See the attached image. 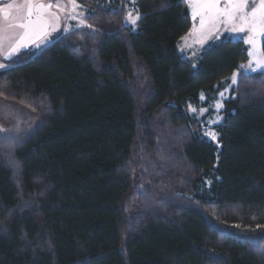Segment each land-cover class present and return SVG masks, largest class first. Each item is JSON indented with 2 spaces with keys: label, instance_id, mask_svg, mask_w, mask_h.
Returning a JSON list of instances; mask_svg holds the SVG:
<instances>
[{
  "label": "trees",
  "instance_id": "1",
  "mask_svg": "<svg viewBox=\"0 0 264 264\" xmlns=\"http://www.w3.org/2000/svg\"><path fill=\"white\" fill-rule=\"evenodd\" d=\"M77 1L91 27L0 72V101L39 122L0 140V264H264V71L240 75L219 148L188 114L227 90L245 44L195 69L181 0H137L136 33L126 0Z\"/></svg>",
  "mask_w": 264,
  "mask_h": 264
},
{
  "label": "rangeland",
  "instance_id": "2",
  "mask_svg": "<svg viewBox=\"0 0 264 264\" xmlns=\"http://www.w3.org/2000/svg\"><path fill=\"white\" fill-rule=\"evenodd\" d=\"M91 2H95L105 8L110 10H116L121 6L120 0H87ZM137 0H126L127 2V14L131 11L133 15L136 14L135 9V2ZM20 2V1H19ZM44 4H53L51 11L55 12L60 17V28L56 32H49L46 42L39 41L41 44L40 48H36L34 45H29L26 49H21L19 53L13 55L11 60H6L4 57L6 55L8 41L6 40L4 43L5 52L0 53V63H4L6 65L5 69H0V72L6 71L9 69L7 66L8 62H11L24 53L29 52H36L38 54L45 51L47 48L51 47L54 43L56 38L67 36L76 31H82L87 27H84L79 24V20L83 19L84 23L87 25L86 20L91 15V9L79 3L75 0L76 4L78 5L76 12H72V0H42ZM59 4L64 10L61 11L60 8L55 7V5ZM187 5V4H186ZM258 6V0H257ZM251 7V4H250ZM189 10L191 19H192V31L188 34L180 43V53L182 54L183 58L189 61L192 66L195 65V69L199 67V63L201 61L202 56L209 50L212 45L221 44L225 41H232V42H242L249 51H252L251 45L245 43L244 41L247 39L248 33L245 32H233L231 31L230 25H219L218 31H212L211 33L205 31L203 34L194 31L200 28V21L199 16L194 17L192 8L187 5ZM76 16V19H70V16ZM127 17V15H126ZM140 20V19H139ZM136 25H132L129 23L125 18V26L129 28L132 32H137L138 30V23ZM67 29V31H65ZM19 31V30H17ZM257 48L264 51V37L257 38ZM249 56V55H248ZM253 61V58L249 56V61L246 65H243L236 74V82H232V78L226 82L227 90L219 95L217 101L207 108H195L190 106L188 108V114L190 117L198 120L201 123L202 127V136L207 141L213 143L218 148L219 146V136L217 134V129L222 126L224 122V110H225V103L228 102L232 98V94H234L235 89L237 87L240 75L249 76L253 73L263 72L264 68H257L255 72L250 70V62ZM252 67H256L255 63L252 62ZM200 101L202 104L206 103L205 95L200 96ZM220 104V107L217 108V104ZM201 109H205V111H201ZM212 121H216L212 123ZM39 127V122L34 118L31 112L28 110L20 107L19 105L0 101V129H4L5 131H0V140L4 138L10 139L11 137H26L28 138L32 135L37 128ZM214 131L216 133V139L212 140L208 135H205L206 132ZM209 187V186H208Z\"/></svg>",
  "mask_w": 264,
  "mask_h": 264
},
{
  "label": "snow or ice",
  "instance_id": "3",
  "mask_svg": "<svg viewBox=\"0 0 264 264\" xmlns=\"http://www.w3.org/2000/svg\"><path fill=\"white\" fill-rule=\"evenodd\" d=\"M181 3L192 8L194 17L199 16L200 28L194 31L201 34L205 31L209 33L218 31L219 25H230V30L233 32L247 31L248 36L244 42L251 45L252 51H249L248 55L253 58L252 62L256 65L252 67V62H250V70L255 72L257 68H264V51L257 48V38L264 37V0H258V6L257 0H181ZM72 5L74 13L78 7L75 0H72ZM53 6L51 3L44 4L42 0H20V2L13 0L12 3L0 7V53L5 52L4 43L7 40L8 45L4 57L6 60H11L14 54L19 53L21 49L28 48L29 45L40 48L39 41L46 42L49 32H56L60 28V17L51 11ZM55 7L60 8L61 11L64 10L59 4ZM69 18L76 19L77 17L73 15ZM140 18L137 10L135 15L130 11L126 20L136 25ZM79 24L91 27L86 25L83 19L79 20ZM5 68L6 65L0 63V69ZM232 82H236V74H233ZM216 107L219 108L220 104L218 103ZM215 122L212 121V123ZM0 131L5 130L0 129ZM205 135L212 140L216 139L214 131L206 132ZM208 227L209 230H217L216 225L211 222H208ZM221 234L230 239L233 238L230 233ZM244 242L253 245L258 243L256 240Z\"/></svg>",
  "mask_w": 264,
  "mask_h": 264
},
{
  "label": "flooded vegetation",
  "instance_id": "4",
  "mask_svg": "<svg viewBox=\"0 0 264 264\" xmlns=\"http://www.w3.org/2000/svg\"><path fill=\"white\" fill-rule=\"evenodd\" d=\"M20 0H17L19 2ZM13 0H0V7L6 6L8 3H12Z\"/></svg>",
  "mask_w": 264,
  "mask_h": 264
},
{
  "label": "crops",
  "instance_id": "5",
  "mask_svg": "<svg viewBox=\"0 0 264 264\" xmlns=\"http://www.w3.org/2000/svg\"><path fill=\"white\" fill-rule=\"evenodd\" d=\"M134 33H136V32H134ZM182 40H183V39H182ZM181 42H182V41H181ZM181 42H180V43H181ZM179 47H180V45H179ZM179 50H180V49H179ZM181 55H182V54H181Z\"/></svg>",
  "mask_w": 264,
  "mask_h": 264
},
{
  "label": "bare ground",
  "instance_id": "6",
  "mask_svg": "<svg viewBox=\"0 0 264 264\" xmlns=\"http://www.w3.org/2000/svg\"><path fill=\"white\" fill-rule=\"evenodd\" d=\"M241 68V67H240Z\"/></svg>",
  "mask_w": 264,
  "mask_h": 264
}]
</instances>
